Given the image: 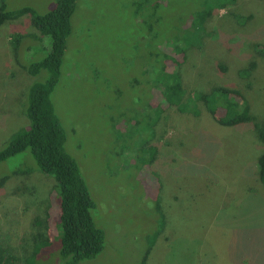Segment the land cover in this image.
I'll return each mask as SVG.
<instances>
[{"label": "rangeland", "instance_id": "obj_1", "mask_svg": "<svg viewBox=\"0 0 264 264\" xmlns=\"http://www.w3.org/2000/svg\"><path fill=\"white\" fill-rule=\"evenodd\" d=\"M56 1L4 3L10 11L27 7L43 15ZM197 3L77 0L51 99L105 237L102 253L79 264H264V184L257 165L264 146L252 124L223 126L203 103L196 114L187 102L182 110L162 100V68L171 73L176 64L162 56L182 46L176 36L201 10ZM31 19L0 27V150L29 126V90L47 77L31 65L48 55L51 40L41 42ZM210 33L203 45L174 54L187 99L219 86L238 89L264 120V0L220 11ZM252 63V74L241 75ZM36 167L30 151L0 166V179L8 176L0 185V232L6 236L7 223L13 230L21 221L17 246L28 250L33 233H48L53 242L34 264H65L56 181Z\"/></svg>", "mask_w": 264, "mask_h": 264}, {"label": "trees", "instance_id": "obj_2", "mask_svg": "<svg viewBox=\"0 0 264 264\" xmlns=\"http://www.w3.org/2000/svg\"><path fill=\"white\" fill-rule=\"evenodd\" d=\"M197 1L201 10L193 13L186 32L176 36V42H181L182 46L177 44L162 56L166 64L176 63L171 73L167 72L166 66L162 68L164 69L162 77H165L162 84L164 105L168 108L182 109L187 102L197 114L195 107L199 102L203 103L212 118L223 126L238 128L244 124H252L258 140L264 146V120H258L251 113L249 100L240 90L219 86L208 93L193 92L190 99L186 97L187 91L178 69L182 62L176 59L174 54L183 55L188 49L203 45L205 37L211 34L210 24H213L220 11L238 6L245 0ZM76 8L77 0H57L56 7L51 12L40 15L27 7L15 11L7 10L4 0H0V27L6 22L30 15L33 26L43 36L41 42L47 45V39L51 40L48 55L42 61L31 65L32 72L36 74L45 71L47 77L34 83L29 90L26 110L29 126L20 130L0 150V166L13 157L30 151L36 168L42 174L55 179L57 202L60 206L57 226L62 240L61 257L65 264H79L84 260L96 258L102 253L105 242L104 232L96 227L93 218L96 204L76 161L65 150L66 134L56 116L51 99L62 74ZM21 38L22 35L19 33L14 35V40L18 43L21 42ZM256 67V63H252L248 69L241 72V75L250 76ZM157 156L158 153L152 156V161H155ZM257 165L259 179L264 184V150L258 156ZM7 178L8 176L1 178L0 185H3ZM12 218L14 217L11 216L9 220ZM44 222L45 220L36 221L37 224ZM8 225L10 224L7 223L6 236L0 232V264H34L40 250L53 242L48 233L39 231L32 234L31 250L24 245L18 247L19 225L13 230Z\"/></svg>", "mask_w": 264, "mask_h": 264}]
</instances>
